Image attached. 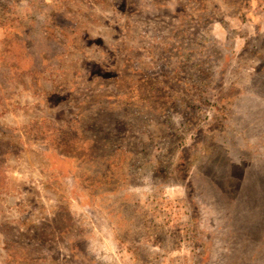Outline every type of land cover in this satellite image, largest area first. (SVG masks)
<instances>
[{
    "label": "rangeland",
    "instance_id": "1",
    "mask_svg": "<svg viewBox=\"0 0 264 264\" xmlns=\"http://www.w3.org/2000/svg\"><path fill=\"white\" fill-rule=\"evenodd\" d=\"M0 264H264V0H0Z\"/></svg>",
    "mask_w": 264,
    "mask_h": 264
}]
</instances>
